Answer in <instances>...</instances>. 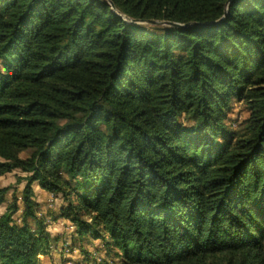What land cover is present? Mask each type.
Returning <instances> with one entry per match:
<instances>
[{
    "label": "trees",
    "instance_id": "obj_1",
    "mask_svg": "<svg viewBox=\"0 0 264 264\" xmlns=\"http://www.w3.org/2000/svg\"><path fill=\"white\" fill-rule=\"evenodd\" d=\"M15 170L0 264L50 254L33 184L82 264H264V0H0Z\"/></svg>",
    "mask_w": 264,
    "mask_h": 264
},
{
    "label": "rangeland",
    "instance_id": "obj_2",
    "mask_svg": "<svg viewBox=\"0 0 264 264\" xmlns=\"http://www.w3.org/2000/svg\"><path fill=\"white\" fill-rule=\"evenodd\" d=\"M246 117V112L242 104L234 101L232 102V111L228 115L231 130H237L238 126L243 122ZM23 174L18 171H13L0 177V187H11V191L7 194L6 199L0 204V215L4 212L6 204L10 201V194L14 191L17 196L18 212L13 216L16 223H20V216L22 211V204L20 200V192L23 188L24 182L17 183L16 179L21 178ZM33 200L37 204V214L42 217L45 224V231L50 237V254L45 256H38L39 264H82L78 253L73 251H66L64 246L70 243V240L75 231V227L70 225L67 221L58 219L57 214L60 207L63 205L58 195H51L47 193H41V190L36 184L32 185ZM90 260V259H89ZM107 263L101 261L100 264H115L111 261V257H108Z\"/></svg>",
    "mask_w": 264,
    "mask_h": 264
},
{
    "label": "water",
    "instance_id": "obj_3",
    "mask_svg": "<svg viewBox=\"0 0 264 264\" xmlns=\"http://www.w3.org/2000/svg\"><path fill=\"white\" fill-rule=\"evenodd\" d=\"M110 6L113 8V6L110 4ZM149 24H161V23H158V22H154V21H149L148 22ZM172 26H179L178 24H171Z\"/></svg>",
    "mask_w": 264,
    "mask_h": 264
},
{
    "label": "crops",
    "instance_id": "obj_4",
    "mask_svg": "<svg viewBox=\"0 0 264 264\" xmlns=\"http://www.w3.org/2000/svg\"><path fill=\"white\" fill-rule=\"evenodd\" d=\"M41 193H45V192L41 191Z\"/></svg>",
    "mask_w": 264,
    "mask_h": 264
}]
</instances>
